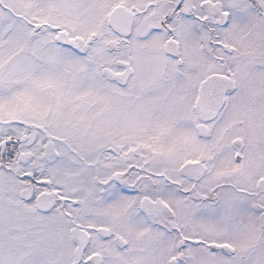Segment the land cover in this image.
<instances>
[{
  "label": "snow or ice",
  "instance_id": "obj_1",
  "mask_svg": "<svg viewBox=\"0 0 264 264\" xmlns=\"http://www.w3.org/2000/svg\"><path fill=\"white\" fill-rule=\"evenodd\" d=\"M0 264H264V0H0Z\"/></svg>",
  "mask_w": 264,
  "mask_h": 264
}]
</instances>
